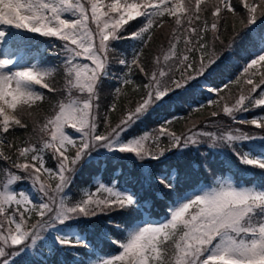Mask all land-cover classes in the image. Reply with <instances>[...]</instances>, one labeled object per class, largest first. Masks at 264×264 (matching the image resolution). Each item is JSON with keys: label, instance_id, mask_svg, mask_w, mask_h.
Here are the masks:
<instances>
[{"label": "snow or ice", "instance_id": "obj_1", "mask_svg": "<svg viewBox=\"0 0 264 264\" xmlns=\"http://www.w3.org/2000/svg\"><path fill=\"white\" fill-rule=\"evenodd\" d=\"M228 16L233 18L234 36L225 47L240 35L237 20L249 31L258 20L264 23V0H0V44L13 35V29L54 38L61 42L64 73V87L58 89L52 82L56 67L20 66L11 55L0 54V160L10 165L0 169L6 177L0 186V264H17L38 253L46 241L53 252L92 249L77 264H264V184L240 186L205 166L213 182L175 201L167 216L156 223L151 220L148 198L119 186L116 178L109 183L94 178V190L92 185L82 189L75 200L68 192L79 172L101 152L131 154L143 168L144 161L182 154L181 150L204 143L202 138L213 144L223 142L242 165L264 170V151L243 150L245 142L259 141L264 147V49L243 67V85L250 87H241L234 102L221 95L229 84L209 87L198 80L206 79L224 59L214 46L217 41L223 44ZM164 17L170 19L172 33L166 37L167 48L153 56L149 68L145 49L155 29L166 23ZM136 21L141 26L129 32ZM122 40L138 41L130 58L114 47V42ZM113 60L121 68L119 73L111 71ZM107 79L116 80L117 85L110 93L112 102L101 114L100 92ZM231 83L241 84L240 77ZM194 86L216 94L207 102L216 107L211 118L222 115L259 132L236 128L217 135L193 124L178 134L169 127L172 121L166 120L156 129L127 136L173 96ZM129 87L142 95L134 104L129 101L113 124L111 113ZM40 89L65 94L58 96L53 113L42 123L37 110L46 96ZM256 109L260 112L252 118H238V113ZM28 119L35 125L33 130L39 131L38 143L8 140L17 129H28ZM223 123L208 121L218 127ZM46 155L55 161L54 167L47 166ZM141 175L149 188L163 186L169 192L177 188L168 173L149 168ZM24 182L29 183V192L14 187ZM113 215L132 220L116 223L110 218ZM101 216L109 217L112 231L104 232L103 238L115 246V253L97 255L83 235L85 226ZM113 232L122 233V238Z\"/></svg>", "mask_w": 264, "mask_h": 264}, {"label": "trees", "instance_id": "obj_2", "mask_svg": "<svg viewBox=\"0 0 264 264\" xmlns=\"http://www.w3.org/2000/svg\"><path fill=\"white\" fill-rule=\"evenodd\" d=\"M187 2V0H186ZM166 23L163 27L156 28L153 34V39L149 46L145 49V64L151 68V60L154 55L161 53V48H167L166 37L170 36L172 33L173 25L168 17H164ZM141 26L140 21L132 22L131 27L128 31H134ZM235 29L240 33L239 36H235L230 47H225L229 44L230 39H233V18L228 16L226 30L222 31L221 40L223 44L217 41L215 43V52L221 57H224L222 62L218 63L214 70L207 74L206 79L198 78L200 85H207L209 87H219L223 82L225 76H229V73L234 74L241 66V64L249 57L250 51L255 49L258 45V41L261 39V32L264 31V23L257 21V25L253 26L251 31L249 29L242 28L238 20L235 23ZM209 42L211 46V35L209 34ZM35 40L41 41L47 45L48 49L53 48L54 38H43L36 37L29 34L21 35L15 37L11 44L17 48L28 49L37 48L38 45H33ZM133 46L132 40H122L119 42H114V47L117 53L123 52L129 53ZM178 47H182L179 45ZM41 57L44 62L48 60L51 61L56 67L54 73L53 83L58 89L64 87V73L63 68L60 66L61 62L55 63V57H51L48 50L45 48L42 50ZM111 71L114 73H119L121 68L113 60ZM135 79L139 81L141 78L137 76ZM241 79V77H240ZM258 79V77H257ZM201 80L204 83H201ZM117 85V81L114 79H107L103 83V87L100 92V110L101 114L105 111L106 107L110 105L113 100V95L110 94L111 90ZM241 87H250L243 85L241 79V84L231 83L229 88L224 89L221 95L225 96V100L229 103L234 102V99L238 97ZM128 92L127 96H122L118 101L117 110L111 113V120L115 124L120 115L121 110L129 104L131 101L133 104L142 95V92H132L130 87L126 89ZM46 96V100L43 102L41 107L37 110L38 122L42 123L43 119L47 115L53 113L52 105L57 100L58 96L63 97L65 94L63 92L57 94H50L47 90L42 89ZM207 90L205 87H193L188 90L187 93L179 92L177 95L172 97L170 102H166L159 109L151 114L150 117L144 120L142 123H138L135 127L130 129L127 136L140 135L143 131L153 130L158 128L166 120H171L172 124L169 125L170 129L179 133H184L188 128L192 127L193 124L196 125L198 129L211 131L219 135L221 132H226L229 129L235 130L240 128L245 132L258 133V129H254L250 125H240L235 124L228 120L222 115L216 118H211L210 113L216 110L215 106H207L199 109H191L189 104L204 101L207 98ZM76 93L73 92V96ZM216 94L214 99H216ZM223 103V101L221 102ZM260 109H256L254 112L249 113H238V118L244 116L245 118H252V116L258 114ZM209 120L223 121L221 126L209 125ZM29 127L27 130L17 129L15 132L7 136V139L14 141L15 143H20L25 140H30L33 143H38L39 141V131L33 130L35 125L31 119L27 120ZM206 125H208L206 127ZM103 130V129H101ZM205 140L198 146H190V149L181 150L182 154L173 155L171 153L167 154V158H162L160 161H144V167L140 168L138 166L139 162H136L131 154H105L101 152L99 156L93 157L92 161L85 166L79 174L76 176L74 183L68 189L70 197L72 200L78 199L82 189H85L89 184L92 183V179L95 176H100L101 179L109 183L113 178L117 179L118 185L121 187H127L131 191L136 192L142 198H148V207L151 210V217L160 218L164 215L169 204L180 197L185 192L189 190H194L204 183L213 182V176L206 170V167H210L212 172L216 176H225L231 174L232 177L246 186H251L254 184H264V170H260L251 166L242 165L237 157L233 154L232 149L224 144L223 142H213L208 138H202ZM162 143L167 144V139L165 138ZM253 149L256 154L264 151V147L261 146L259 141H253L251 143L245 142L243 146L244 151H249ZM9 150L5 148V152ZM175 151V150H173ZM207 154V155H202ZM123 157V158H122ZM46 161L48 167H54L55 161H53L49 156L46 155ZM99 161V163H97ZM5 167H10V165L0 160V169ZM151 168L154 173L165 172L172 176V171L175 172L174 182L177 183V188L175 191L169 192L164 189L163 186H154L149 188L148 185L142 179V173H146L148 169ZM115 169L116 171H113ZM13 171H15L13 169ZM6 177L3 172H0V186L5 182ZM147 213V212H145ZM116 223H128L132 220L131 217L125 215H113L110 217ZM35 219V217H34ZM109 217H98L94 218L93 222L87 224L84 228V236L87 240H90L92 244H101L112 246L108 241L100 240L99 234L107 229L112 231L111 226L108 225ZM117 238H122V233L113 232ZM96 246V245H95ZM44 247L40 248V256L24 257L22 261H18L17 264H27L30 260H38L40 264H76L75 256H86L87 251L84 248L71 249L68 252L60 254L59 252L45 253ZM44 253H41V252ZM46 254V255H45Z\"/></svg>", "mask_w": 264, "mask_h": 264}, {"label": "rangeland", "instance_id": "obj_3", "mask_svg": "<svg viewBox=\"0 0 264 264\" xmlns=\"http://www.w3.org/2000/svg\"><path fill=\"white\" fill-rule=\"evenodd\" d=\"M102 2H103V3H107V2H109V0H102ZM12 31H13V33H17V32H19V31L14 30V29H13ZM10 36H11V35H10ZM10 36H9V37H10ZM9 37H8V38H9ZM8 38H7V39H8ZM7 39H6V40H7ZM133 43H134V45H136V46L139 45V44H138V41L133 40ZM59 44L61 45V42H60V41H57V42L55 43V46H54V47H57V45H59ZM59 48H60V47H59ZM59 48H58V50H57L58 53H59ZM261 49H264V40H263L261 46L259 47V49L256 50V51L254 52L252 58H254L255 55H256ZM0 54L11 55L12 58H13L14 60H18V61H19V65H20V66L33 65V64H40L41 66L52 67L51 65H49V64H47V63L44 64V63L38 62V59H37V57H36L35 54H30L29 56H27V57L25 58V54H23L22 52H19V51H17V50L12 49L8 44H6V42H4L3 44H0ZM59 54H60V53H59ZM60 58H61V60H62L61 55H60ZM249 62H250V61H249ZM40 90L42 91V89H40ZM211 97H212V95H209V98H211ZM69 131H71V130H69ZM146 131H150V130H146ZM146 131H143L141 134H143V133L146 132ZM72 134H73V135H77V134L74 133V132H72ZM141 134H140V135H141ZM135 136H136V135H135ZM94 157H97V156H94ZM174 175H175V173H172V176H173V177H174ZM96 177H99V178H100V176H95L94 178H96ZM94 178L92 179V183L89 184V185L86 187V189H87L90 185H92V186H93V190H94V185H93ZM223 178H226V179H228V180H231L234 184H238V185H240V186H244L243 184L236 183V182L233 180V178L231 177V175H226V176L223 177ZM100 179H101V178H100ZM101 180H102L103 182L107 183V182L104 181L103 179H101ZM50 183H53V185H54L55 182H54V181H50ZM255 186H258V185L245 186V187H255ZM14 187H15L16 189L23 190V191H25V192H29V191H30V185H29L28 182H24V183L17 184V185H15ZM124 188H126V187H124ZM197 189H199V188L197 187L195 190H197ZM193 191H194V190L187 192L186 194H184V195L181 196L180 198H177L175 201H178V200H180L182 197H185V196H187V195H191ZM32 194L35 195L34 191H33ZM173 202H174V201H173ZM171 205H173V204H171ZM171 205H170V206H171ZM170 206H169V207H170ZM167 214H168V210H167ZM166 216H167V215H163L162 218H161L160 220L155 219V218H154V220H152V219H151V220H152L153 223H156V222H159V221L163 220ZM144 218H145V219L148 218V213H144ZM44 252H45V253H50V254L53 252V251H52V244H51L50 241H49V244L47 245V248L44 249ZM44 252L42 251L41 253H44ZM65 252H68V250L60 251L59 253L62 254V253H65ZM36 255H38V253H36L35 255H32V254L30 253V257L36 256ZM45 255H46V254H45Z\"/></svg>", "mask_w": 264, "mask_h": 264}]
</instances>
